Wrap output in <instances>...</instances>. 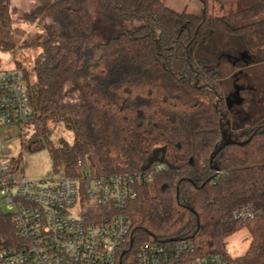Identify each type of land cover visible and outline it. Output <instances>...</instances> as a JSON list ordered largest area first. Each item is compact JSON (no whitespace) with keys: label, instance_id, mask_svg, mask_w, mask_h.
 I'll return each instance as SVG.
<instances>
[{"label":"trees","instance_id":"trees-1","mask_svg":"<svg viewBox=\"0 0 264 264\" xmlns=\"http://www.w3.org/2000/svg\"><path fill=\"white\" fill-rule=\"evenodd\" d=\"M11 1L0 0V51L18 45ZM244 1L225 14L204 7L199 15L162 0H99L94 18L88 0H39L26 16L43 35L29 81L34 133L24 145L43 146L63 124L75 139L51 146L55 167L77 175L83 159L98 173L142 174L127 205L134 239H188L190 264L228 255L226 239L242 228L250 243L233 259L264 264V116L227 140L232 116L220 72L198 55L222 32L240 35L250 62L264 64V19L253 21L264 0ZM163 146L176 168L143 171ZM242 208L253 217L236 219ZM13 237L12 218L0 210V238Z\"/></svg>","mask_w":264,"mask_h":264},{"label":"built area","instance_id":"built-area-1","mask_svg":"<svg viewBox=\"0 0 264 264\" xmlns=\"http://www.w3.org/2000/svg\"><path fill=\"white\" fill-rule=\"evenodd\" d=\"M33 116L26 75L0 70V200L6 203L0 210L15 229L12 243L0 238V264H190L195 247L188 239H134L127 205L142 174L98 173L79 159L77 175L59 164L55 178L28 180L4 127L30 124ZM253 214L242 208L234 217ZM194 264L242 263L215 254L199 255Z\"/></svg>","mask_w":264,"mask_h":264},{"label":"rangeland","instance_id":"rangeland-1","mask_svg":"<svg viewBox=\"0 0 264 264\" xmlns=\"http://www.w3.org/2000/svg\"><path fill=\"white\" fill-rule=\"evenodd\" d=\"M162 1L177 11L186 10L199 15L203 13L204 7L209 13L220 15L237 8L234 0ZM244 3L247 4V0ZM38 4L39 0L11 1L12 30L18 45L15 50L0 51V70L17 69L26 75L28 82L35 80L32 70L33 61L41 50L38 42L43 35V30L38 20H28L26 16ZM88 7L94 18H97L100 13L99 0H88ZM261 19H264V11L259 13L253 21ZM91 40H97L96 36ZM245 49L247 48L240 35L230 36L218 32L198 51V55L205 58L209 68L214 69L217 66L220 72V86L232 116L227 125L231 129L232 136L226 134L227 140L235 138L236 131L239 129L253 124L264 116V66L252 64L250 55ZM4 130L6 137L16 147L13 155L22 161L24 173L30 181H47L55 178L57 172L51 146H59L62 140L72 144L75 139L71 128L58 124L51 129L46 140L43 139L37 144L43 146L31 150L24 145L34 133L33 127L29 124L5 126ZM0 208L6 210L5 201L0 200ZM250 238L245 228L229 236L226 239L228 255L235 258L244 254L249 246Z\"/></svg>","mask_w":264,"mask_h":264},{"label":"water","instance_id":"water-1","mask_svg":"<svg viewBox=\"0 0 264 264\" xmlns=\"http://www.w3.org/2000/svg\"><path fill=\"white\" fill-rule=\"evenodd\" d=\"M166 146L158 147L153 151V154L148 158L147 163L143 165L142 170L147 171L155 162H165L170 168H176V165L171 164L165 159Z\"/></svg>","mask_w":264,"mask_h":264},{"label":"crops","instance_id":"crops-1","mask_svg":"<svg viewBox=\"0 0 264 264\" xmlns=\"http://www.w3.org/2000/svg\"><path fill=\"white\" fill-rule=\"evenodd\" d=\"M260 65H263L264 66V64H260ZM241 91H242V89L240 90V95H241ZM248 91V90H247Z\"/></svg>","mask_w":264,"mask_h":264}]
</instances>
